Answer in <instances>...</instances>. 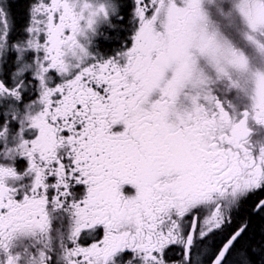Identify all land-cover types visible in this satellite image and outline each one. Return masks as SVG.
<instances>
[{"label": "snow or ice", "instance_id": "obj_1", "mask_svg": "<svg viewBox=\"0 0 264 264\" xmlns=\"http://www.w3.org/2000/svg\"><path fill=\"white\" fill-rule=\"evenodd\" d=\"M0 264H264V0H0Z\"/></svg>", "mask_w": 264, "mask_h": 264}]
</instances>
